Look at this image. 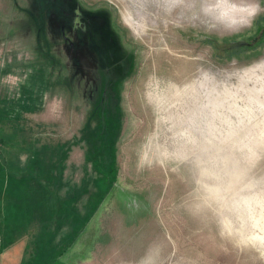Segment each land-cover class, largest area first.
I'll return each instance as SVG.
<instances>
[{"label": "rangeland", "instance_id": "obj_1", "mask_svg": "<svg viewBox=\"0 0 264 264\" xmlns=\"http://www.w3.org/2000/svg\"><path fill=\"white\" fill-rule=\"evenodd\" d=\"M65 1L0 0V264H264V0Z\"/></svg>", "mask_w": 264, "mask_h": 264}, {"label": "flooded vegetation", "instance_id": "obj_2", "mask_svg": "<svg viewBox=\"0 0 264 264\" xmlns=\"http://www.w3.org/2000/svg\"><path fill=\"white\" fill-rule=\"evenodd\" d=\"M66 2V5L68 6V8H67V11H68V13H67V17H68V19H69V21L73 24V26H74V28H75V32H74V34H73V37H74V39L76 40V38H77V32H76V29L80 32V31H85V30H87V29H89V27H90V29H92L93 28V26L92 25H90L91 23H94V24H96L97 26H94V29H96V31H98L99 29V26L101 27V28H103V26H105V25H102V24H100L99 22H97L95 19H93V18H91L90 16H86V15H84V13H82L83 12V10L80 8V4H82V2L80 1V0H77V7H73L72 9H73V14L71 13V9L69 10V0H66L65 1ZM83 5V4H82ZM84 6V5H83ZM85 7V6H84ZM85 9H88V10H90V9H92V10H94V8L93 7H86ZM82 11V12H81ZM76 17H78V19H76ZM90 25V26H89ZM119 37V36H118ZM85 48V46L83 45V44H81V45H79V50H82V49H84ZM72 50H73V47H72ZM89 53V52H88ZM88 57H89V59H93V54L92 53H89V55H87L86 54V56H85V63L88 61L89 63H91V68L92 67H94L95 68V66H94V63L92 62V61H90L89 59H88ZM114 66H116V63H114ZM97 71L98 70H95V71H91L93 74H94V76H98L99 77V75H98V73H97ZM99 80H100V78H99ZM101 81V80H100Z\"/></svg>", "mask_w": 264, "mask_h": 264}, {"label": "crops", "instance_id": "obj_3", "mask_svg": "<svg viewBox=\"0 0 264 264\" xmlns=\"http://www.w3.org/2000/svg\"><path fill=\"white\" fill-rule=\"evenodd\" d=\"M13 86H11V88H12ZM14 89V88H13ZM21 117V116H20ZM14 121V125L12 126V128H10V130H13V131H15V133L16 134H28V133H26L27 132V126H26V124H25V122L23 121V120H16V121H18V122H16L15 120H13ZM0 140H2V139H0ZM3 141V140H2ZM1 142V141H0ZM23 143V142H22ZM0 144H4V143H0ZM2 148V145H0V149ZM4 151H6L5 149H4ZM6 155H8L9 156V158H5V164H10V163H14V159L15 160H22V159H25V158H27L28 157V154L27 153H24V152H22V153H13V152H8L7 151V153H6ZM24 170H27L26 169V166L23 168V171ZM28 171V170H27ZM26 172V171H25ZM34 174V173H33ZM33 177H36L35 175L33 176ZM33 177L29 174L28 175V178H27V181L25 180L23 183L21 182V180L19 179V180H15L14 182L15 183H17L16 185H15V183L13 184V188H14V185H15V187L17 188V189H19L20 188V190H21V188L23 187V189L25 188V184L26 185H30V186H33V187H35L36 186V182H30V179H32L33 180ZM30 182V183H29ZM4 183H8L9 184V179L7 178L6 180H5V182ZM8 184H7V189H8ZM5 185V184H4ZM4 189V186H3V188H2V190ZM6 189V190H7ZM13 190V189H12Z\"/></svg>", "mask_w": 264, "mask_h": 264}, {"label": "trees", "instance_id": "obj_4", "mask_svg": "<svg viewBox=\"0 0 264 264\" xmlns=\"http://www.w3.org/2000/svg\"><path fill=\"white\" fill-rule=\"evenodd\" d=\"M8 116L10 117L12 115H8ZM0 141H1L0 143H3L2 140H0ZM41 169H43V168H41ZM45 171H46V169H45ZM36 175H37V177H33V175H31L33 177V180L30 179V182H36L37 183L36 186L41 185V184H45L46 180H50V178H46V175L43 174L42 170L38 171V173Z\"/></svg>", "mask_w": 264, "mask_h": 264}]
</instances>
